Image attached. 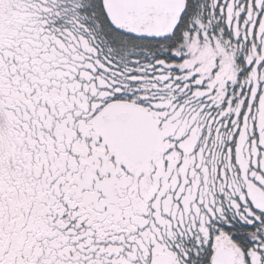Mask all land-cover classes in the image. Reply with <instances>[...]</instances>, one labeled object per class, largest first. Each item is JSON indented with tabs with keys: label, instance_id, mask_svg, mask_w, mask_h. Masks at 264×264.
I'll use <instances>...</instances> for the list:
<instances>
[{
	"label": "snow or ice",
	"instance_id": "1",
	"mask_svg": "<svg viewBox=\"0 0 264 264\" xmlns=\"http://www.w3.org/2000/svg\"><path fill=\"white\" fill-rule=\"evenodd\" d=\"M0 264H264V0H0Z\"/></svg>",
	"mask_w": 264,
	"mask_h": 264
}]
</instances>
